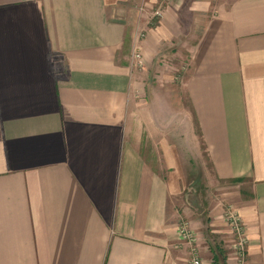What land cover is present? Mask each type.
Segmentation results:
<instances>
[{
	"label": "crops",
	"instance_id": "0c3cea01",
	"mask_svg": "<svg viewBox=\"0 0 264 264\" xmlns=\"http://www.w3.org/2000/svg\"><path fill=\"white\" fill-rule=\"evenodd\" d=\"M227 204L264 264V0H0V264H233Z\"/></svg>",
	"mask_w": 264,
	"mask_h": 264
},
{
	"label": "built area",
	"instance_id": "2783aa9c",
	"mask_svg": "<svg viewBox=\"0 0 264 264\" xmlns=\"http://www.w3.org/2000/svg\"><path fill=\"white\" fill-rule=\"evenodd\" d=\"M155 14L161 15L160 11H156ZM137 64L142 65V57L140 49L138 48L134 53ZM224 221L229 230L233 234V248H234V263L233 264H245L246 263V249L248 243V237L245 233L244 223L239 212L230 204H227L223 213ZM178 234L180 237L191 245V263L201 264L197 249L194 245L196 235L193 229L189 226L187 221L181 219L178 224Z\"/></svg>",
	"mask_w": 264,
	"mask_h": 264
},
{
	"label": "rangeland",
	"instance_id": "374dc122",
	"mask_svg": "<svg viewBox=\"0 0 264 264\" xmlns=\"http://www.w3.org/2000/svg\"><path fill=\"white\" fill-rule=\"evenodd\" d=\"M180 49H181V50H185V51H184V54L187 53L186 48H183V47H182V48H180ZM175 52H176V51H175ZM180 56H181L180 59L184 57L183 54L180 55ZM161 57L164 58V59H163V60L160 59ZM175 57H177V56H174V55H172L171 53H170L168 56H167V55L164 56V55H161V54H160V57H159V59H158L157 61H158V64H159V63H160V65L162 64V67L166 70V74H167V73H170V72H173V78H174V80H176V83H177V81H180V79H181L182 71H183L182 66H185L184 63L186 62V60H185V58L182 59L181 61H180V60H176ZM162 61H163V62H162ZM172 64H176V66H177L178 68H171ZM162 67H161V68H162ZM172 67H173V66H172ZM223 213H224V211L222 212V217L224 216ZM183 220L188 222V220H187L186 217H183ZM223 220H224V217H223ZM188 224H189V222H188ZM189 226H190V224H189Z\"/></svg>",
	"mask_w": 264,
	"mask_h": 264
}]
</instances>
